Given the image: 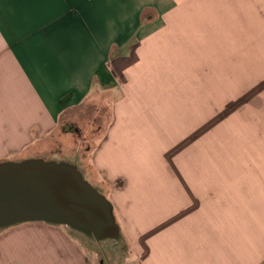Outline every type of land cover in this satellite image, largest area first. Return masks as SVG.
Returning <instances> with one entry per match:
<instances>
[{
	"label": "crops",
	"instance_id": "0c3cea01",
	"mask_svg": "<svg viewBox=\"0 0 264 264\" xmlns=\"http://www.w3.org/2000/svg\"><path fill=\"white\" fill-rule=\"evenodd\" d=\"M257 40L264 0H0V162L40 156L68 111L111 92L82 169L131 264H264V159L239 138L210 177L191 141L220 103V55L250 60ZM85 243L23 224L0 233V264H98Z\"/></svg>",
	"mask_w": 264,
	"mask_h": 264
},
{
	"label": "rangeland",
	"instance_id": "374dc122",
	"mask_svg": "<svg viewBox=\"0 0 264 264\" xmlns=\"http://www.w3.org/2000/svg\"><path fill=\"white\" fill-rule=\"evenodd\" d=\"M230 51L220 55V103L208 104V133L191 138L192 144L197 140L200 143V139L204 141L210 177L220 176L222 153L232 159L239 151L235 149L236 144L240 145L239 138H246L244 144L253 147L251 153L264 159V40L256 41L255 56L250 60L230 55L227 53ZM114 99L113 93L99 91L96 98L68 111L60 133L47 141L43 154L38 157L71 161L80 169L89 168L90 151L112 120ZM220 143L229 146L222 147ZM242 150L247 153L248 147ZM123 241L119 246L112 242L85 244L90 245L98 264H131L130 245Z\"/></svg>",
	"mask_w": 264,
	"mask_h": 264
},
{
	"label": "water",
	"instance_id": "95a60500",
	"mask_svg": "<svg viewBox=\"0 0 264 264\" xmlns=\"http://www.w3.org/2000/svg\"><path fill=\"white\" fill-rule=\"evenodd\" d=\"M28 223L65 227L88 244L124 242L111 201L71 161L0 162V233Z\"/></svg>",
	"mask_w": 264,
	"mask_h": 264
},
{
	"label": "built area",
	"instance_id": "2783aa9c",
	"mask_svg": "<svg viewBox=\"0 0 264 264\" xmlns=\"http://www.w3.org/2000/svg\"><path fill=\"white\" fill-rule=\"evenodd\" d=\"M88 244V243H87Z\"/></svg>",
	"mask_w": 264,
	"mask_h": 264
},
{
	"label": "trees",
	"instance_id": "16d2710c",
	"mask_svg": "<svg viewBox=\"0 0 264 264\" xmlns=\"http://www.w3.org/2000/svg\"><path fill=\"white\" fill-rule=\"evenodd\" d=\"M65 102V101H64Z\"/></svg>",
	"mask_w": 264,
	"mask_h": 264
}]
</instances>
